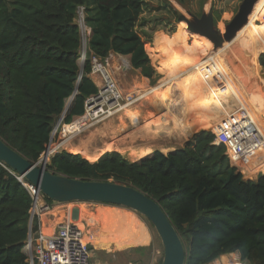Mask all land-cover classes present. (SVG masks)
Wrapping results in <instances>:
<instances>
[{
    "label": "trees",
    "instance_id": "trees-1",
    "mask_svg": "<svg viewBox=\"0 0 264 264\" xmlns=\"http://www.w3.org/2000/svg\"><path fill=\"white\" fill-rule=\"evenodd\" d=\"M173 1L183 8L184 0ZM147 6L146 0H0V138L30 163H38L71 97L76 93L64 125L82 117L87 99L98 93L90 77L93 57L103 63L112 53L129 57L132 68L144 78L151 82L160 78L146 51L152 37L145 30L151 22L142 18ZM81 7L91 30L82 65V35L76 23ZM157 9H166L164 14L173 15L175 22L183 19L169 0ZM180 29L175 50L184 49L191 60L201 61L188 43L186 25L182 23ZM250 30L263 37L264 29L252 24ZM260 51L264 52V39L251 53L257 68L256 72L253 67V77L264 88ZM210 52L207 45L202 54L207 57ZM175 63L192 66L177 59ZM164 67L161 63L162 72ZM206 79L201 70L187 75L184 87L190 98L199 99ZM196 83L201 84L200 91ZM168 104L163 118L174 109ZM199 125L184 128L190 136ZM214 141L212 132L201 131L184 148L168 155L155 151L137 162L117 152L90 162L62 151L45 167L69 178L131 186L156 201L183 242L185 264H211L232 254L251 264H264V174L255 181L245 180L231 165L225 146ZM16 174L0 162V264H28L26 241L39 228L37 217H32L33 199Z\"/></svg>",
    "mask_w": 264,
    "mask_h": 264
},
{
    "label": "rangeland",
    "instance_id": "rangeland-1",
    "mask_svg": "<svg viewBox=\"0 0 264 264\" xmlns=\"http://www.w3.org/2000/svg\"><path fill=\"white\" fill-rule=\"evenodd\" d=\"M243 1L244 0H184L182 8L173 0H169L174 8L183 16V19L180 22H175L173 15L164 14V11L167 8L165 10L157 9L160 5H164V0H146V4L148 5L147 8L151 6L156 8V10L146 8L142 15L144 20L151 22L145 26V30L152 36L150 41H147L146 43V51L150 55L152 65L159 73L158 76L160 78L155 77L152 82L150 80L149 82L148 79H143L139 72H135L132 69L127 57L115 56L109 58L108 61H105L104 63H108V65L110 64L108 71L116 83L118 90L123 96L130 95L140 97L141 99L127 108V110H123L103 122L97 124L93 123V126L81 130V132L79 130L76 134L64 133L61 124L62 118L59 119L54 127L53 142L50 149L54 147L56 148L55 150H57L59 148L58 146H60L57 152L66 151L71 154H80L90 162L96 161L100 154L104 155L107 152L120 153L129 160L128 158L130 157L137 158L136 151L147 150L148 152H155L158 145L166 148L168 141L169 145L173 146L175 149L180 146L185 147L197 133L201 131L212 132L217 123L223 120L222 118L219 121H215L216 123H214V126H211V128H196L195 126V131H193L189 137L184 134L183 130L177 123V121H179L183 125H197L201 119L210 117L206 113L203 115V112L201 111L195 113L192 111L190 112L188 102L183 98V95L187 96V91L184 88V83H186V81L182 79L187 78V75H190V71L203 62H207L208 67L217 65L225 79L238 94L241 93L239 92L240 89H237L232 82V79L234 78L241 83L246 82L245 86L249 88V91L246 92L249 94L254 93L257 97L261 98L259 103L260 105H264V88L261 87L258 81L253 77V57L250 56L251 53H254V51L259 48L261 40L264 39V31L262 32L263 37L258 35V31L254 32L253 30H250L248 33L243 34V39L239 38L251 22H253L254 27L259 31L264 29V11L260 12L264 0H258L253 13L249 18L248 24L238 33V35L231 42H225L224 45L218 49H215L214 43L206 37L199 33H192L188 29V24L186 22H194L193 17L197 19H201L203 16L212 17L214 31L217 33L218 39H223L226 27H228L239 13ZM76 23L79 26H82L81 32L83 38L86 37V50L83 42L80 53V62L82 65L84 62V56L87 52V39L90 38V31L86 28L85 23H83L80 18H77ZM182 23L186 25V30L189 34L188 43L192 48V51H194L197 56L199 55L198 57L202 58L201 61L194 62L191 60L189 56L190 54H186L184 49L178 48L175 50L179 42L181 30L180 25ZM195 23L197 24L196 21ZM210 43L213 46V51L205 57L202 52ZM229 44H232L230 48L225 49ZM223 50L224 53L222 54L221 51ZM261 54H264V52L260 51L257 53L258 59ZM186 57H189V59ZM191 57H194L195 59L196 56ZM176 59L180 60V64H182V62H187L192 66L190 68L177 66L175 63ZM161 63L165 64V67L163 68L165 72L160 70ZM198 70L200 69L198 68ZM203 73L204 72H202V74ZM93 80L95 81V79ZM206 81H208V79H206ZM241 83L238 85H243ZM210 84H212V82H210ZM209 86L210 85L207 83V87ZM156 87H158L157 94H147L151 89ZM219 93L220 101L225 105V108H229L227 109L228 112L230 110V113L235 114L241 108L246 109L252 115L264 135V111L258 108L256 109L255 107L248 110L247 108L239 106L236 98L226 90H219ZM207 94L209 93L207 92ZM226 94H229L230 96H227ZM250 98H252V96H250ZM241 100L246 102L245 97L241 98ZM70 102L71 101L69 100L67 104H70ZM168 103L173 104L174 109L171 110L169 117L163 118V114H161L162 112L160 110L163 111L166 110L167 107L169 108ZM211 103L217 104L218 102L216 100L213 101L212 99ZM212 110L215 113L216 110L220 111L221 109L217 108L214 110L212 108ZM187 111H189L190 114H188ZM136 117L137 119L134 120L133 118ZM77 121L78 119H75L74 123ZM135 121H137V123H134ZM171 127L173 129H171ZM259 156L260 158L258 157L251 163L244 164L243 167L241 166V168H237L239 172L244 173L245 180H248V177H250L253 171L252 168L254 167L251 168L249 167L250 165L264 164V155L260 154ZM42 157L43 155L41 158ZM247 167H249V171L251 170L248 174H246L245 171V168ZM62 205L64 207L60 211V214L63 215L64 219L67 217L69 208H74L72 209L73 211L70 218L74 216L75 218L72 221L78 223L79 226L85 230L88 237L87 241L90 243L93 255L96 254V248H102L103 245L100 241L103 236L114 240L118 246H121V243L123 244V242H129L133 247L144 244L149 237L146 229L147 227L154 240V251H159V255L152 258L144 253L141 254L138 259L137 257H134L135 260L132 259L134 261L133 263L140 259L141 264H157L163 259L164 249L161 240L154 227L151 229L148 226L146 223L148 220L144 216L123 207L110 205L102 207L104 204L73 202ZM105 207L107 209H104ZM97 222L101 225L100 228L97 225ZM144 225H146V227ZM115 229H123L124 235H115ZM120 249H122V247H120ZM225 263L228 264V262ZM211 264H223V262L220 263L217 260Z\"/></svg>",
    "mask_w": 264,
    "mask_h": 264
},
{
    "label": "built area",
    "instance_id": "built-area-1",
    "mask_svg": "<svg viewBox=\"0 0 264 264\" xmlns=\"http://www.w3.org/2000/svg\"><path fill=\"white\" fill-rule=\"evenodd\" d=\"M77 18H80L85 23V8H79ZM79 27L80 29L82 28V26ZM89 31L91 37V30ZM83 42L86 50V37L83 38L82 35ZM85 60L86 55L83 61L85 62ZM108 67V63H103L96 57L92 58L91 76L95 79L93 82L98 88V93L87 99L85 114L76 118L78 119L77 122L74 123V120L72 124L64 125L62 124L64 118H62L61 124L64 133H66L65 129L70 126L74 131L72 134H76L79 132L75 128L77 125L81 132V130L103 122L123 110H127V108L141 99L136 96H123L112 79ZM206 74L212 75L210 71ZM81 76L79 82L82 78ZM212 133L215 135L214 144L225 146L226 155L231 165L236 168H241L244 164L251 163L258 157L260 158V154L264 155V136L246 109L241 108L237 113H231L221 120L213 128ZM58 147L60 148V146ZM57 150L52 153L49 150L50 157L58 153ZM18 180L28 190L33 199V218L37 217L39 221V217L43 214H50L56 208L63 209L64 206L62 204L47 203L37 188L29 182H25L26 180L20 177H18ZM87 238L85 230L68 217L65 218V222L58 225L56 233L51 236L42 231L39 224L37 232L31 233L26 241L25 252L28 264H92V250ZM52 239L56 240L55 243L53 241L52 244H49ZM237 256L240 257L239 254H232L225 259L226 261L224 260L223 264H226L225 262L235 264ZM240 261L241 264H251L243 261L241 257Z\"/></svg>",
    "mask_w": 264,
    "mask_h": 264
},
{
    "label": "water",
    "instance_id": "water-1",
    "mask_svg": "<svg viewBox=\"0 0 264 264\" xmlns=\"http://www.w3.org/2000/svg\"><path fill=\"white\" fill-rule=\"evenodd\" d=\"M257 2L258 0L243 1L239 13L226 27L223 39H218L212 17L203 16L201 19L193 17L194 22L186 21L188 29L192 33H199L206 37L214 43L215 49H218L225 42H231L248 24ZM262 76H264L263 70ZM75 96L76 93L71 97L65 113L71 107ZM52 140L53 134L43 157L38 163L32 164L0 138V162L15 171L18 177L36 187L42 195L54 203L84 202L118 206L144 216L154 227L163 245L164 254L161 264H185L187 252L183 242L156 201L131 186L114 182L84 181L48 171L45 166L50 159L49 148Z\"/></svg>",
    "mask_w": 264,
    "mask_h": 264
},
{
    "label": "crops",
    "instance_id": "crops-1",
    "mask_svg": "<svg viewBox=\"0 0 264 264\" xmlns=\"http://www.w3.org/2000/svg\"><path fill=\"white\" fill-rule=\"evenodd\" d=\"M252 24H253V22H251L246 27V29L244 30V32H242V35L239 37L240 39L243 37V34H245L248 30H250ZM231 45L232 44H229L225 49H229ZM221 53L223 54L224 53V50L221 51ZM115 56H119V55H115V54L112 53V54H110L109 58L115 57ZM250 56H252V55H250ZM127 58L129 59V57H127ZM255 60H256V58H255ZM255 60L252 63L254 65L255 70L257 71L256 64H255ZM129 62H130V59H129ZM198 66H200V65H198ZM196 67L193 70H191L190 73L191 72L194 73L196 70H198V67L197 68ZM133 70L135 72H139L140 73V71H137L135 69H133ZM140 75H141V73H140ZM90 77H91V79L93 81V77L92 76H90ZM141 77L143 79L147 80L142 75H141ZM185 79L186 78H183L182 80L185 81ZM148 81H149V79H148ZM220 81L224 82V87L221 89V90H223L226 87V84H227L228 81L225 79V77H224L223 80H220ZM205 82L208 83V81H205ZM232 82L235 84V86L237 87V89L238 88L240 89V91H239V92H241L240 94H238V93H236L234 91L237 94V96L240 99L243 98V97L246 98V102H243V100H241L244 106L238 104L239 106L244 107V108H247L248 110H251V109H253V107H255L256 109L258 108V109H261L262 111H264V105H260V103H259L260 100H261V98L257 97L254 93H252V94L250 93L249 94V93L246 92V91H249L248 90L249 88L245 86L246 85V82L241 83L238 80H235L234 78L232 79ZM239 83H241L243 85L239 86L238 85ZM213 85H210V86H213ZM199 88H201V84L196 83L195 84V89H197L198 91H200ZM232 89H233V87H232ZM207 92L208 91H206V90L200 92V95H198V98H199L198 100L197 99L190 98L188 94H187V96L186 95H183L184 96L183 98H184V100H186V102H188V106H189V111L190 112L192 111V112L195 113V112H200L201 111V112H203L202 113L203 115H204V113H206V114H208L210 116V117H206V118L201 119L199 121L200 122V125L198 127H209V128H211V126L213 127L214 126V123H216L215 121H219L221 118L224 119L227 116H229L231 113H230V110L228 112L227 109H226L227 111L226 110L223 111L225 109V105H223V103L220 101V98H219L220 93H219V91L218 92L216 91L214 93L215 95L213 96L214 97V100L213 101L216 100L218 102L217 104L211 103L212 102V99H211L212 96H210V94H207ZM149 95H154V94H149ZM226 95L227 96H230L229 94H226ZM226 95H224V96H226ZM250 96H252V98H250ZM208 100L210 102H208ZM206 102H208V104ZM212 108L214 110L217 109V108H220L221 109L220 110L221 113H220L219 110H216L215 113H214V111L212 110ZM167 110H168V107L166 108V110H163V111L160 110V111L161 112H165ZM189 111H187L188 114H190ZM205 111H207V112H205ZM177 123H178V126L183 130L184 134L187 137H189V131H187L184 128V125L181 124L179 121H177ZM171 129H173V128L171 127ZM182 147L183 146H180L179 148H176L175 149L173 146L169 145V141H168V144H166V148H163L160 145H158L156 151H160L164 155H168V154H171V153L177 151L178 149H181ZM153 152L152 151L151 152H148L147 150H144V151L143 150L142 151H136V157L137 158L130 157L128 159L130 161H137V160L143 159L144 157L150 155ZM99 156L101 157L102 155L100 154ZM99 156L96 159V161L100 158ZM96 161H94V162H96ZM249 167H251V168L254 167V168H252L253 171H252L250 177H248V180H250V181H255V180H257V178L259 177L260 174H264V164H261V163H260V165L259 164H253V165H250ZM249 167L245 168L246 174L250 173V171H251V170L249 171ZM103 206H105V205H102V207ZM72 209H74V208H72ZM72 209L70 207L69 208V212L67 214V217L69 219H70V215H71V213L73 211ZM104 209H107V208L105 207ZM61 210L62 209H60V208H56L50 214H43L41 217H39V224H40V226L42 228V231H44L45 233H48L49 236L54 235L56 233V230H57L58 225L61 224V223H63V222H65V219L63 218V215L60 214V211ZM97 225L99 226V228L101 227V225L99 224V222H97ZM144 226L146 227V225H144ZM146 229H147V232H148V235H149L147 242L145 241L144 244H141V245H138V246H135V247H133L132 244L129 243V242H123V244L120 242L121 243V246H118L115 243L114 240H112V239H110L108 237H105V236L101 237L100 243L103 246H102V248H96V254L95 255L92 254V264H141V260L140 259H139V261H135V263H133L134 261L132 259H134V257H137V259H138V257L141 254H144V253L147 254L148 256H151L152 258L158 256L159 255V251H157V250L154 251V248H155L154 240H153V238H152V236H151V234H150V232H149V230H148L147 227H146ZM111 231H112V229H111ZM114 233H115V235L122 236V235H124V230L123 229L122 230L115 229V232ZM53 241L55 243L56 240L55 239H52L49 242V244H52ZM151 246L153 247L152 251L149 249ZM120 247H122V249H120ZM92 253H93V251H92ZM230 256L222 257L220 259V261L218 259V262H220V263L223 262L224 263V260L226 258H229Z\"/></svg>",
    "mask_w": 264,
    "mask_h": 264
},
{
    "label": "bare ground",
    "instance_id": "bare-ground-1",
    "mask_svg": "<svg viewBox=\"0 0 264 264\" xmlns=\"http://www.w3.org/2000/svg\"><path fill=\"white\" fill-rule=\"evenodd\" d=\"M263 7H264V3L262 4V6H261V8H260V11L263 9ZM208 47H209V49L211 50V51H213V46H212V44L210 43V44H208ZM200 66H197L202 72H204L203 73V75L208 79V84L209 85H213V86H209V87H206V88H204V89H202V91H208L209 92V94H210V96H212L211 97V99H213L214 100V93L217 91H219V90H221L223 87H224V82H222V81H220V80H223L224 79V75L222 74V72H221V70H220V68L217 66V65H213V66H207V62H203V63H201V64H199ZM196 67V68H197ZM208 71H210L211 73H212V75H208V74H206V73H208ZM189 74V73H188ZM210 82H212V84H210ZM145 88V87H144ZM223 90H226V91H228V92H230L233 96H234V98H236V100H237V102H238V104H240V105H242V106H244L243 105V103H242V101H241V99L237 96V94L234 92V90L232 89V87H231V85L227 82V84H226V87L223 89ZM157 92H158V87H156V88H154V89H151L150 91H149V93H147V94H154V93H156L157 94ZM223 92V91H222ZM212 94V95H211ZM206 98V97H205ZM219 98H220V96H219ZM208 99V98H207ZM204 100V99H203ZM209 101V100H208ZM226 109H229V108H225L223 111H225ZM227 111V110H226ZM248 114H249V116L252 118V120L254 121V123L257 125V123H256V121L254 120V118L252 117V115L249 113V111H248ZM134 117V116H133ZM134 120H136L137 119V117L136 118H133ZM121 120V119H120ZM123 121V120H122ZM134 123H137V121H135ZM263 123H264V118H263ZM258 126V125H257ZM76 128V130H80V128L78 127V125L75 127ZM258 129H259V127H258ZM260 130V129H259ZM65 132L66 133H69V134H72L74 131H73V128H70V126L68 127V128H66L65 129ZM260 132L263 134V132L260 130ZM264 136V135H263ZM124 140V139H123ZM132 140H133V138H132ZM136 140V139H135ZM119 141V140H118ZM103 143V142H102ZM51 147V146H50ZM116 147V146H115ZM86 148V147H85ZM50 149V148H49ZM56 148H54V147H52L51 149H50V153L52 152V151H54ZM87 150V149H86ZM112 150V149H111ZM144 151V150H143ZM77 153V152H76ZM96 157V156H95ZM100 157V156H99ZM80 210V209H79ZM76 212V211H75ZM83 213V212H82ZM75 217L73 216L72 218H70V220L72 221L73 219H74ZM79 218V217H78ZM91 220H92V218H91ZM89 223H91V222H89ZM95 228V227H94Z\"/></svg>",
    "mask_w": 264,
    "mask_h": 264
},
{
    "label": "clouds",
    "instance_id": "clouds-1",
    "mask_svg": "<svg viewBox=\"0 0 264 264\" xmlns=\"http://www.w3.org/2000/svg\"><path fill=\"white\" fill-rule=\"evenodd\" d=\"M67 105H68V104H67ZM65 115H66V113H64L63 117H64ZM63 117H62V118H63ZM52 141H53V140H52ZM241 173H242V172H241ZM228 256H230V255H228ZM224 257H225V256H224ZM221 258H222V257H221ZM221 258H220V259H221ZM220 259H219V260H220ZM235 264H241V261H240V257H239V256L236 257Z\"/></svg>",
    "mask_w": 264,
    "mask_h": 264
}]
</instances>
